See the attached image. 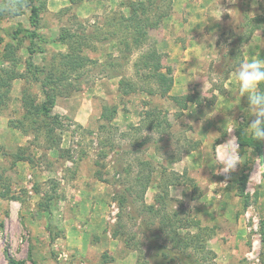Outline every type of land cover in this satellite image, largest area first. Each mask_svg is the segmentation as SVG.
Wrapping results in <instances>:
<instances>
[{"label": "rangeland", "instance_id": "rangeland-1", "mask_svg": "<svg viewBox=\"0 0 264 264\" xmlns=\"http://www.w3.org/2000/svg\"><path fill=\"white\" fill-rule=\"evenodd\" d=\"M225 1L215 62L174 95L160 46L172 0H33L36 16L0 0V264H135L140 222L168 241L149 205L185 219L179 233L199 234L216 264H264V141L237 144L254 116L235 77L264 60V0ZM201 145V169L179 164Z\"/></svg>", "mask_w": 264, "mask_h": 264}, {"label": "crops", "instance_id": "crops-1", "mask_svg": "<svg viewBox=\"0 0 264 264\" xmlns=\"http://www.w3.org/2000/svg\"><path fill=\"white\" fill-rule=\"evenodd\" d=\"M225 2V0H172V12L165 18V23L162 26L164 37L160 43L162 51L166 52L169 60L175 64L171 94L190 93L192 82L205 78L204 66L211 61L215 62L218 56V39L224 28L226 17L221 9L227 10L231 7L225 5ZM191 105L192 107L189 104L184 112L187 113L191 108L195 114L199 115L203 112V106ZM210 106L211 108L214 107V105ZM198 123H200L201 128L212 127L213 125L212 121H200ZM227 137L221 138L219 143H224ZM200 140L203 144L211 141L207 134L204 136L200 134ZM202 149L204 150L205 146L201 145L197 150L190 151L178 161L179 164L181 163L188 169L194 168L195 166H188L186 160L193 162L198 158L200 163L195 168L201 169L204 162L208 161L205 152L201 151ZM225 178L221 181H224ZM204 184L202 190L206 191L210 190L211 185H213L209 180H205ZM197 185L200 184L197 183ZM174 187H171V190ZM184 187H188V184H185ZM189 189L191 191V188Z\"/></svg>", "mask_w": 264, "mask_h": 264}, {"label": "trees", "instance_id": "trees-1", "mask_svg": "<svg viewBox=\"0 0 264 264\" xmlns=\"http://www.w3.org/2000/svg\"><path fill=\"white\" fill-rule=\"evenodd\" d=\"M29 2L31 4V13L36 16V6L33 4V0H29ZM154 67V69L159 68L160 64L158 63ZM172 79V77L169 78L168 90L172 86ZM181 97L186 99L185 102L187 103L193 102L198 104V102H195L191 98V95H182ZM171 98L173 101L177 102L179 97L172 96ZM179 107L184 110L186 109V104L179 105ZM239 129L236 132L237 144L239 147L251 146L256 142L259 143V140H255L251 134L245 135ZM148 179L149 177L147 176L146 180ZM242 179L245 180V176H243ZM139 181H141L140 178ZM144 189L145 187H143L142 192ZM124 191L125 190H123V196L120 195V198L123 200L124 204H127L129 202L128 194ZM160 199L161 196L158 195L155 202H161ZM145 208H148L149 212H151L153 219L159 215V220L165 228L164 230L168 241L166 243H160L158 241V233L147 226L146 222H140L139 226L142 228V232L146 236L147 251L145 253L138 252L135 264H216L214 261L215 254L212 251H207L205 242L199 234H193L190 232L184 234L179 233V229L187 228L188 223L185 219L178 218L177 212L165 213L164 207L158 208L154 205L145 206ZM131 214L134 217L136 216L132 210ZM170 219L173 221L179 220L181 223L171 222V225H169Z\"/></svg>", "mask_w": 264, "mask_h": 264}, {"label": "clouds", "instance_id": "clouds-1", "mask_svg": "<svg viewBox=\"0 0 264 264\" xmlns=\"http://www.w3.org/2000/svg\"><path fill=\"white\" fill-rule=\"evenodd\" d=\"M235 77L239 82L238 95L247 97L249 111L254 119L249 128L255 140L264 141V60L250 59L241 61L235 71ZM238 158L231 152H226L222 160V172L230 174L235 171Z\"/></svg>", "mask_w": 264, "mask_h": 264}]
</instances>
